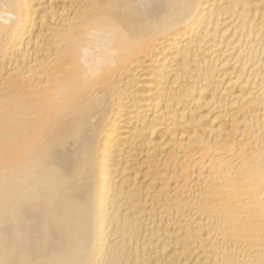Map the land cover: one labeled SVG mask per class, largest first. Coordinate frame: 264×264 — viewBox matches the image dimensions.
Wrapping results in <instances>:
<instances>
[{
	"label": "bare ground",
	"instance_id": "6f19581e",
	"mask_svg": "<svg viewBox=\"0 0 264 264\" xmlns=\"http://www.w3.org/2000/svg\"><path fill=\"white\" fill-rule=\"evenodd\" d=\"M0 264H264V0H0Z\"/></svg>",
	"mask_w": 264,
	"mask_h": 264
}]
</instances>
